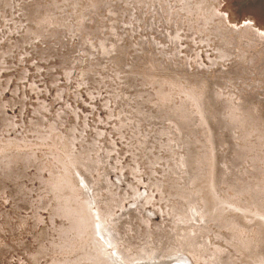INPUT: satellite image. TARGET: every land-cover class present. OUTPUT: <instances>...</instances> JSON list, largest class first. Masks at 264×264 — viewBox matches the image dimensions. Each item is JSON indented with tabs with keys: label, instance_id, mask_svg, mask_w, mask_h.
Wrapping results in <instances>:
<instances>
[{
	"label": "water",
	"instance_id": "obj_1",
	"mask_svg": "<svg viewBox=\"0 0 264 264\" xmlns=\"http://www.w3.org/2000/svg\"><path fill=\"white\" fill-rule=\"evenodd\" d=\"M0 264H264V0H0Z\"/></svg>",
	"mask_w": 264,
	"mask_h": 264
}]
</instances>
